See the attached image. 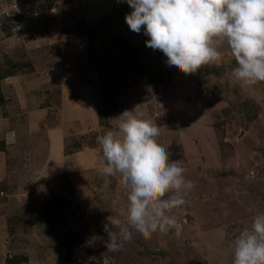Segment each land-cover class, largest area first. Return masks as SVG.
<instances>
[{
    "label": "rangeland",
    "instance_id": "obj_1",
    "mask_svg": "<svg viewBox=\"0 0 264 264\" xmlns=\"http://www.w3.org/2000/svg\"><path fill=\"white\" fill-rule=\"evenodd\" d=\"M0 264H264V0H0Z\"/></svg>",
    "mask_w": 264,
    "mask_h": 264
}]
</instances>
